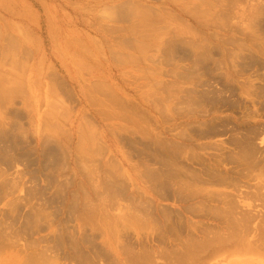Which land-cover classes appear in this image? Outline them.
<instances>
[{"label":"rangeland","instance_id":"374dc122","mask_svg":"<svg viewBox=\"0 0 264 264\" xmlns=\"http://www.w3.org/2000/svg\"><path fill=\"white\" fill-rule=\"evenodd\" d=\"M0 230V264H264V0H0Z\"/></svg>","mask_w":264,"mask_h":264},{"label":"bare ground","instance_id":"6f19581e","mask_svg":"<svg viewBox=\"0 0 264 264\" xmlns=\"http://www.w3.org/2000/svg\"><path fill=\"white\" fill-rule=\"evenodd\" d=\"M249 136V135H248ZM252 151V150H251ZM246 152V151H245ZM246 153H248V152H246ZM249 153H250V151H249ZM247 156H248V154H247ZM193 188V187H192ZM185 189V188H184ZM187 189V188H186ZM185 189V190H186ZM191 190V189H190ZM189 190V191H190ZM199 192H200V190H199ZM193 194H196L197 193V191H193L192 192ZM210 199V198H209ZM200 206H201V204H199ZM232 204H230V206H231ZM196 207V206H195ZM199 207V206H198ZM202 207V206H201ZM197 208V207H196ZM199 209V208H198ZM227 212V211H226ZM225 213V212H224ZM249 216V215H248ZM250 218V217H249ZM249 218H243V220L242 221H237L236 220V223H238V224H240V226H241V224H242V226L245 224V222L247 223V219L249 220ZM246 220V221H245ZM244 221V222H243ZM249 222V221H248ZM244 223V224H243ZM250 223V222H249ZM245 225H248V223L247 224H245ZM5 232V231H4ZM2 237L4 238L5 236L3 235V231L2 230H0V252H1V250L2 249H4L5 247H2V245L1 244H3V243H1V242H3V240H2ZM212 239V238H211ZM213 239H215V238H213ZM4 241H5V238H4ZM40 257H42L41 258V261H43L45 258H44V255H42V254H40ZM25 261V260H24Z\"/></svg>","mask_w":264,"mask_h":264},{"label":"crops","instance_id":"0c3cea01","mask_svg":"<svg viewBox=\"0 0 264 264\" xmlns=\"http://www.w3.org/2000/svg\"><path fill=\"white\" fill-rule=\"evenodd\" d=\"M103 80L107 81L108 78L105 76V78H104V79H101L100 82H105V81H103ZM137 82H148V81L143 80V81H137ZM121 110H122V109H121ZM121 114H122V112H121ZM235 260L238 261L239 259H238V258H235L234 261H233V262H234L233 264H235V262H236ZM242 261H243V260H242Z\"/></svg>","mask_w":264,"mask_h":264}]
</instances>
